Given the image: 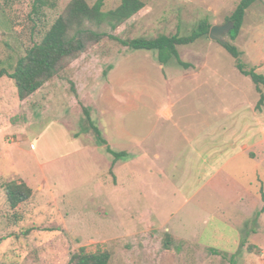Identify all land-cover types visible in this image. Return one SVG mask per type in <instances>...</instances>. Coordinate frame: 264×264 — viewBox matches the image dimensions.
Returning <instances> with one entry per match:
<instances>
[{
	"label": "rangeland",
	"instance_id": "374dc122",
	"mask_svg": "<svg viewBox=\"0 0 264 264\" xmlns=\"http://www.w3.org/2000/svg\"><path fill=\"white\" fill-rule=\"evenodd\" d=\"M33 1L0 0V264H69L80 249L109 252L110 264H264V208L254 240L263 248L253 250L237 232L243 211L207 182L213 152L224 150L219 167L232 149L264 156V148H242L247 137L264 139V105L257 109L256 86L230 53L210 37L180 46L182 60L193 65L185 70L175 61L161 66L157 52L105 39L66 61L58 76L22 101L9 73L71 2L55 0L39 20ZM86 1L93 6L98 0ZM140 1L143 9L114 35L189 36L202 20L227 23L225 15L240 4ZM120 5L105 0L103 7ZM242 30L250 33L252 57L264 60V0L248 8ZM245 36L226 41L240 49ZM243 61L264 75L245 56ZM84 108L109 146L129 153L128 161L112 169ZM237 163L225 171L262 199L264 163L257 172L248 157ZM14 181L33 190L15 210L5 193ZM250 181L256 182L252 190ZM176 231L200 235L213 250L195 251L189 241L173 239ZM166 234L173 239L169 250Z\"/></svg>",
	"mask_w": 264,
	"mask_h": 264
},
{
	"label": "trees",
	"instance_id": "16d2710c",
	"mask_svg": "<svg viewBox=\"0 0 264 264\" xmlns=\"http://www.w3.org/2000/svg\"><path fill=\"white\" fill-rule=\"evenodd\" d=\"M258 0H241L237 9L228 17L233 21L235 27L229 37L236 41L243 27L246 11ZM55 0H34L32 11L39 20L43 16L44 8L56 6ZM105 0H98L91 6L86 0H71L64 12L56 19L49 31L45 34L39 44L27 49L24 57H21L14 67L10 78L15 82L19 100H25L38 92L45 84L59 75L66 61L77 59L86 53L92 46L101 43L105 39L119 43L131 51L157 52L158 63L161 66H169L175 61L183 69L188 70L193 65L184 62L181 58L178 47L189 46L199 40L209 37L213 27L207 20H202L197 28L189 36L160 35L156 38L122 39L113 32L122 24L128 22L139 13L144 4L140 0H121V5L115 10L104 11ZM225 50L236 60L238 71L245 77H250L260 95L257 109L264 105V75L256 72L253 67L248 69L244 63V53L238 46L227 42L221 44ZM0 72V78L4 76ZM87 116L89 129L91 128L96 136L98 146H105L107 159L111 158L112 169L120 161H128L129 153L112 149L104 138L103 132L93 123L88 109L84 108ZM89 130H85V132ZM77 138L79 137L76 136ZM109 155V156H108ZM113 171V170H112ZM33 190L25 183L11 182L6 185V195L9 206L15 210L19 205L31 199ZM264 202V192L261 194ZM167 235L165 248L173 239ZM111 254L109 252L87 253L80 249L72 255L69 264H110Z\"/></svg>",
	"mask_w": 264,
	"mask_h": 264
},
{
	"label": "crops",
	"instance_id": "0c3cea01",
	"mask_svg": "<svg viewBox=\"0 0 264 264\" xmlns=\"http://www.w3.org/2000/svg\"><path fill=\"white\" fill-rule=\"evenodd\" d=\"M238 2H241V0H238ZM232 8L235 9L234 7ZM217 12L219 13L220 11L217 10ZM232 14L233 13H228L225 16L228 17V16H231ZM241 33L242 35L244 34L247 35L244 37L245 39L243 42H241V45H240V49L244 53L245 58L247 59V61L250 60V62L257 67L258 71H261V70L264 71V60L260 58V61L257 62L251 55L252 51L248 45L249 40H250V35H249L250 33L248 31L245 32L244 30H241L240 34ZM261 131L264 134V131L263 130ZM71 139L79 140L80 138L71 137ZM246 146H249L248 150L252 149L254 146H256L257 150L260 148L263 149L264 139H260V140L255 139L254 141V137H247L246 142H244V146H242V148ZM35 148L36 146L34 145V149ZM236 151H237L236 149H232L230 152H227L226 154H227L228 160L225 164H221L220 167H219V163H220L219 159L221 156L217 157V155H220V153L224 152V150L222 152H213L211 154L212 161L210 162V169L212 173L209 175V180L207 182H209L210 185H212V187H214L215 189H218L221 192L220 194H222L226 199L231 200L232 198L234 201V204H236L239 207V209L243 211V215L241 218L242 222H241V225L239 226V230H237V232L241 234L243 233L242 242H248L247 247L249 248L251 246L253 250H255L254 248L256 247H259V249H262L263 246L258 245V243H256L254 240L256 238H260V236L258 235V230L260 229V225L258 221L256 220V217H258L259 212L263 211L264 202L258 195V192L256 194L254 193V189L252 192H250L242 184L236 182L232 178L234 177L233 175H235V173H232L233 174L232 175L231 173H228L225 170H226V167H231L230 170L232 172L234 168L236 169L239 167L237 161H239L240 158L248 157V159H250L255 164V171L257 172L258 166L264 163V156L262 157L261 155L260 157L259 151L247 152L246 150H243V149L240 152L239 151L236 152ZM232 162H234L235 165L230 166ZM247 174H249V171H247ZM255 183L250 181V186L249 187L247 186V188L252 190L253 184ZM258 184L263 185V183L260 180ZM262 185H260L259 187H262ZM263 217H264V213L262 214V218ZM228 219H230V217H228ZM230 220H232V218ZM253 223L254 225H258L259 228H255V226L250 227V225H253ZM206 224H208V222H206ZM175 236L181 240L189 241L191 245L195 248V251L200 252V251H206V250H213V247L210 246L208 243L201 242V239L199 238L200 235H198V237L196 238L191 237V236L185 237L184 235H181L178 233V231H176L173 237L175 238Z\"/></svg>",
	"mask_w": 264,
	"mask_h": 264
},
{
	"label": "water",
	"instance_id": "95a60500",
	"mask_svg": "<svg viewBox=\"0 0 264 264\" xmlns=\"http://www.w3.org/2000/svg\"><path fill=\"white\" fill-rule=\"evenodd\" d=\"M235 23L233 21H228L225 24L215 25L210 30V39L218 42L220 44L224 43L226 37L233 31Z\"/></svg>",
	"mask_w": 264,
	"mask_h": 264
}]
</instances>
